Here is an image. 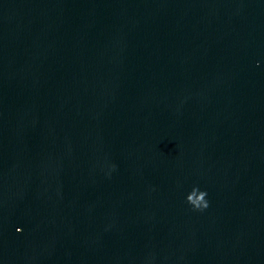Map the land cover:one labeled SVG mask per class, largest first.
Wrapping results in <instances>:
<instances>
[{
  "label": "clouds",
  "instance_id": "clouds-1",
  "mask_svg": "<svg viewBox=\"0 0 264 264\" xmlns=\"http://www.w3.org/2000/svg\"><path fill=\"white\" fill-rule=\"evenodd\" d=\"M200 192V199L197 201H192V199L187 196V202L192 205L195 209H203L206 208L208 206L207 201H206V196L207 193L205 191H199Z\"/></svg>",
  "mask_w": 264,
  "mask_h": 264
}]
</instances>
